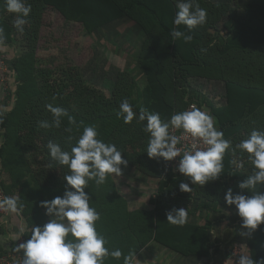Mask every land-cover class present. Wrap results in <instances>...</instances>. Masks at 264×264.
<instances>
[{
  "label": "trees",
  "instance_id": "trees-1",
  "mask_svg": "<svg viewBox=\"0 0 264 264\" xmlns=\"http://www.w3.org/2000/svg\"><path fill=\"white\" fill-rule=\"evenodd\" d=\"M197 2L200 7L207 10V20L203 26L192 30L190 34L193 36V40L185 43L182 39L176 40L170 36L172 29L176 27L172 23L177 11L175 0H27L31 6V13L27 18L28 24L25 25L27 28L23 33L25 40L32 41L36 37L43 7L50 4L64 20L79 23L87 32L91 33L99 27L128 17L144 28L147 36L158 38L160 41L157 46H154L149 40L142 44L138 61L144 72V86L139 85L127 73H121L114 81H110L111 88L106 92L98 91L69 70L45 68L36 70L34 76L31 69L23 70L22 73L19 69L17 77H15L16 100L12 110L18 112L19 116L17 117L22 120L23 124H33L34 127L39 128V121L51 122L52 120V114L46 108L47 104L63 107L75 119L76 123L70 125L74 127V131L78 132L76 136L82 132L84 124L94 125L100 139L106 143H115L124 152L122 155L128 161V165L142 174L159 179L156 197H150L148 201V205H154L149 211H138V209L128 211L124 201L114 190L112 179H108L104 185L99 187L95 185L94 181L89 182L85 191L91 193V189L94 188L93 194L96 197L90 206L95 207L100 216L108 215L104 218V222H96L97 230L108 241L116 239L120 247L126 245L129 231H131V235H133L131 239L136 238L137 241L135 246L131 244V248L133 246L135 251L143 246L144 242L141 241V238L153 237L159 243L184 256H205L211 247L205 227L196 225L189 216L188 223L184 226L172 225L167 222L168 211L182 205L187 209L188 214L192 215L199 208L208 209L211 207L210 202L214 203L211 207L212 210L216 207L215 202L227 209H229L228 207L234 208V206L227 205L224 198L212 199L207 191H198L199 194L201 193L199 203L190 211L187 203L189 197L187 198L185 195L182 197L180 193L181 197H174L171 193L177 184V179L182 178L183 175H175L163 158L157 160L147 156L145 152L147 136L142 131L143 123L134 119L132 123L125 124L123 118L117 116L121 101L127 98L134 111L138 112L140 107H145L151 112H158L162 120H170L172 114L181 112V108L177 106L180 98L175 93L186 82L190 68L197 66L199 69H206L213 63L217 64L216 56L220 53L234 55L237 72L241 71L242 64H247L250 66L248 72L254 68L257 70L255 73L259 75L254 78L255 82H245L242 86L236 85L235 80L232 79L226 81L227 105L220 108L215 114L219 121L222 118L221 128L224 129L227 126L228 129L238 131L243 127L238 120L246 119L249 116L247 114L255 112L257 108L264 105V49L262 47L257 49L259 45L264 44L262 0H252L247 5L248 9L244 18L230 14L226 15L227 20L224 22L221 20L225 14L230 13V10L223 7L222 3L216 4L207 0H197ZM1 6H5L4 0H0ZM219 22L223 28L222 32H225L224 36L227 37L224 40L223 36L221 42H226V50L224 47L223 50H220L218 44L215 43L218 42V37H211V34L208 33V29H214L218 36L216 23ZM2 27L6 37L4 42L8 43L11 40L13 29L5 24ZM179 29L187 31L186 26L183 25L179 26ZM243 49L249 54L246 62L242 54ZM29 55L28 51L22 55V58H17V64H23V58ZM228 63L229 61L218 62V65L226 68ZM28 66L33 67L32 64ZM255 73H250V75ZM36 76L42 83L39 84ZM252 77L254 76L252 75ZM228 86L231 90H228ZM232 92H234L233 95ZM54 97L55 99H53ZM190 99L189 103H193L199 108L202 107L203 96L193 94ZM0 114H2L1 131L8 128L10 115L9 113ZM63 122L67 125L68 118L64 117L62 124ZM78 124L83 126L80 127ZM78 126L80 129L76 128ZM49 130L50 132L45 133V137L41 141V145H44L45 148L48 141H53V129L49 128ZM127 145L131 146V153L124 150ZM237 171L238 169L230 171L231 175L238 174ZM63 184L65 185L66 181L61 183V185ZM26 185H29V182L21 185L24 190L25 187L26 190L29 189ZM43 185L41 187L49 196L48 200L53 199V196L63 195L65 186L54 189L49 186V183ZM107 185L110 186L108 193L111 198H102L103 195L107 196L106 193H101ZM219 185L220 190L230 188L227 181L220 182ZM190 187H196V185ZM257 191H264V186H257ZM199 194H196L195 197L198 198ZM219 194L221 195L223 192L220 191ZM248 195L251 193L249 192ZM28 198L24 199L25 202L21 204V207L29 238L32 227L42 226L47 221L42 213V207L40 204L37 205L38 195L37 199L32 197L33 199L29 200ZM41 199L47 200L44 197ZM146 212L150 213L148 219ZM208 213H205L204 218L207 224L211 225ZM111 227L113 228L112 232ZM246 240L249 254L254 259L257 257L261 259L260 256L264 253V224L260 225L251 238L246 237ZM217 250L218 246L214 247L211 250V256ZM236 259L238 258L234 257L228 264H233Z\"/></svg>",
  "mask_w": 264,
  "mask_h": 264
},
{
  "label": "rangeland",
  "instance_id": "rangeland-1",
  "mask_svg": "<svg viewBox=\"0 0 264 264\" xmlns=\"http://www.w3.org/2000/svg\"><path fill=\"white\" fill-rule=\"evenodd\" d=\"M207 1L216 4L222 3L223 7L230 10V13L225 14V17L221 20L222 22L226 21V15L230 14L244 18L248 9L247 5L252 2V0ZM263 7L264 0H262L261 5V8ZM15 18L16 14L6 11L5 6L0 7V26L2 27L5 24L13 29L10 42H4L3 45H0V113H9L10 115L8 128L0 131V192L3 195V199L8 196H15L19 201L17 211L0 212V264H18L23 258L22 251L17 253L13 249L18 243L28 239L29 236L21 207V204L25 202L24 199H27V197H29V200L33 199L32 197L37 199L38 195L39 202L37 205L44 201L41 197L48 200L49 196L45 194L44 188L41 186L49 183V186L54 189L63 188L65 186L64 184L61 185L64 181L63 176L68 173L67 167L58 165L51 160L47 148L41 145V141L45 137L44 134L50 132V130L36 128L33 124H23L22 120L17 117L19 116L18 112H13L12 110L16 100L14 90L17 70L20 69V73H22L23 70L29 71L31 69L34 76L36 75V70L45 68L69 70L73 74L76 73L80 79L88 82L89 85L100 92L103 90L105 92L108 91L111 88L110 81H114L121 73H127L139 85L144 86V72L138 61L142 44L147 40L153 43L154 46H157L158 42L160 43L158 38L147 36L144 28L128 17H123L118 21L99 27L90 33L83 29L79 23L64 20L54 7L47 4L43 7L37 35L32 41L25 40L23 34L25 31L20 33L13 26ZM26 28L25 26V30ZM216 29H218V36L214 29H208V33L211 34V37H218V42L215 43L218 44L220 50H223V47L226 50V42L221 43L225 32H222L223 28L220 22L216 23ZM226 38L224 36V40ZM260 47L264 49V44L259 45L257 49ZM28 51L31 57L30 55L24 57V63L21 65L17 64V58H22V55ZM242 54L246 62L249 54L244 49ZM233 56L232 53H220L216 56L219 63L229 61V66L227 65L226 68L219 67L218 62L217 64H211L206 69H199L197 66L190 68L186 82L179 90H176L175 94L180 98L177 102V106L181 108L180 111L186 110V106L193 94L195 96H203L204 101L201 104V109L215 117L216 127L224 133L225 139L232 141V145L235 147L240 140L247 137L253 128L264 130V105L257 108L255 112L247 114L249 116L245 117L246 119L238 120L243 125L238 131L228 129L227 126L224 129L221 128L220 121L222 118L219 121L215 114L220 108L227 105L226 81L232 79L235 80L236 85L242 86L245 82H255L254 78L259 77L255 73L257 70L254 68L248 72L250 66L247 64H242L240 66L241 71L237 72L236 60ZM31 64L33 67L30 68L28 65ZM250 73H255L252 74L254 77ZM39 79L36 76V80L40 84L42 81ZM228 90H231L230 86H228ZM233 94L234 92H232ZM79 126L82 127L83 125ZM79 126L76 128L80 129ZM68 127H71L74 131V127L70 123L66 125L63 122L59 128L52 127L53 141L59 143L65 150H70L69 145L75 143V139L71 142L67 139L70 134L65 132L64 129ZM73 131L71 135L76 136L78 132ZM124 150L131 153V146L127 145ZM241 163L243 167H238L237 165ZM223 165L224 169L219 179L210 181L203 186L197 184L196 187H191V192H182L179 189L181 182L188 183L189 186L192 185L190 180L183 176L177 179V184L171 190V193L174 197H181V195L182 197L184 195L187 198L189 197L187 203L190 211L197 207L196 205L199 203L201 193L199 194L198 191H207L212 199L224 198V193L227 189L220 190V182L227 181V185H230L234 193L243 191V194L248 195L249 192L247 190L238 188V183L245 178L244 176L251 174L252 171L247 154L241 153L239 150H229L224 156ZM121 167L122 175L120 177H115L114 175L109 177V179H114L116 182V185H114L116 192H121L122 195L125 193V196L126 192L130 193L129 196H137L146 204L150 197H156L158 178L139 176L136 169L134 167L131 168V165L128 164L126 167L123 165ZM236 169H238V174L231 175L230 171H235ZM231 178L233 179L231 180ZM28 182L29 185L26 186L29 189L26 190L25 187L24 190L21 185ZM143 187H145L144 190ZM109 188L110 186L107 185L106 189L101 192L102 194L106 193L107 196H101L102 194L100 193L102 198H111L108 193ZM94 191L95 189L92 188L91 193L87 192L92 199L90 203H94V199H96L93 194ZM220 191L223 194L220 195ZM196 194H199L198 198L195 197ZM215 204L214 210L211 208L214 203L210 202L209 205L211 207L208 209L199 208L192 215L188 214L196 225L205 227L211 246L208 254L205 256H185L184 260H181L182 257L178 255L179 253L174 254L175 260H171V264H203L205 261L208 263V259L221 260L223 253L228 250L231 251L234 247H236L238 252L235 258H238L239 254H249V248L246 246V237L240 235L242 231L240 228L241 218L237 215L235 206L233 205L234 208L228 207L229 209H227L217 202ZM152 207L154 205L141 206L138 207V211H149L152 210ZM177 208L184 207L181 205ZM206 212H209L211 225L205 221L204 215ZM42 213L48 222L50 218L45 215L44 208H42ZM149 214V212H146L147 219ZM148 240V237L141 238V241L144 242L143 246L147 244ZM216 246H218V250L213 252L211 256V250ZM260 257L261 259L257 257L256 260H264V253ZM167 264H170V261Z\"/></svg>",
  "mask_w": 264,
  "mask_h": 264
},
{
  "label": "clouds",
  "instance_id": "clouds-1",
  "mask_svg": "<svg viewBox=\"0 0 264 264\" xmlns=\"http://www.w3.org/2000/svg\"><path fill=\"white\" fill-rule=\"evenodd\" d=\"M4 5L6 11L16 14L13 26L23 33L31 13L27 0H4ZM175 7L177 11L172 23L176 27L170 36L189 43L193 40L190 34L192 30L206 23L207 10L200 7L197 0H175ZM181 25L186 26L187 31H181ZM5 39L4 29L0 27V45L4 44ZM46 108L52 114V120L39 121V128H59L64 117L68 118L70 124L76 123L65 108L53 104H47ZM117 116L122 117L125 124L132 123L134 119L143 123L142 131L147 136V156L157 160L163 158L166 162L179 157L173 171L188 178L192 185L203 186L219 179L227 151L246 153L252 171L238 183V188L247 190L251 195H245L243 191L234 193L232 188H228L224 200L227 205L235 206L241 218L242 237L251 238L264 224V191H257V186H264V130L253 128L246 138L233 147L232 141L225 139L224 133L216 127L215 117L195 104L172 114L170 120L165 121L158 112H151L145 107L134 111L125 98L119 105ZM171 130H180L181 135H174ZM64 131L70 134L67 137L69 142L75 139V143L69 145L70 150L51 140L46 144L51 160L68 169L63 176L66 181L63 195L41 201L40 206L50 219L42 226L32 227L30 237L15 246V252L23 253L18 264H105L108 257L116 260L123 257V264H134L136 253L130 251L125 255L119 248L106 246V237L96 227V222L101 219L100 213L90 206L92 199L85 191L90 181L99 187L110 176L120 177L121 166L126 167L128 163L122 155L124 152L115 143L100 139L94 125L83 126L78 136L71 135V127ZM182 139H190V146L178 147ZM237 166L243 167V164ZM179 189L182 192L192 191L189 184L184 182L179 184ZM18 203L17 197L8 196L0 200V209L15 212ZM167 222L184 226L188 223L187 209L172 208L167 213ZM233 264H264V260H256L244 253L239 254Z\"/></svg>",
  "mask_w": 264,
  "mask_h": 264
},
{
  "label": "crops",
  "instance_id": "crops-1",
  "mask_svg": "<svg viewBox=\"0 0 264 264\" xmlns=\"http://www.w3.org/2000/svg\"><path fill=\"white\" fill-rule=\"evenodd\" d=\"M132 168V166H131ZM137 171V170H136ZM138 172V171H137ZM139 176H143L144 178H148L147 175L142 174L140 172H138ZM142 178V177H141ZM114 182V185H116V182L114 181V179H112ZM142 186V185H139ZM145 187H143L144 190ZM147 189V187H146ZM148 191V190H147ZM150 192V191H149ZM117 195L124 201V205L127 207V209L129 208V206H131L128 210L132 211V210H136L138 209V207H143L145 205H148V203L146 204V202L142 201L139 199V197L137 196H129L130 193L126 192V196L124 195L125 193H123V195L118 192H116ZM140 200V201H139ZM101 219L99 221L104 222V218H106L107 216H103L101 215ZM26 224V222H25ZM27 226V224H26ZM25 226V227H26ZM27 228V227H26ZM111 232L113 231V228L111 227ZM28 231V230H27ZM104 233V231H102ZM131 231H129V236H128V240L126 245L124 244L123 246L120 247L119 242L116 241V239H111V241H108V244L106 245L108 248L110 249H116L119 248L122 250V252L127 255L130 251L134 252L135 248H131V244L135 246V242L136 238H133V235H131ZM135 234V233H134ZM113 238V237H112ZM161 243H159L157 240H155V238L150 237L147 244L145 246H142L141 248H139L137 251H135L134 253H136V260L134 261V264H167L168 261H170L171 264V260H175L174 254H178V252L170 249L169 247H167ZM179 256L182 257L181 260H184V255L182 254H178ZM105 264H123V257L120 260H116L113 259L111 257H108L105 259Z\"/></svg>",
  "mask_w": 264,
  "mask_h": 264
},
{
  "label": "built area",
  "instance_id": "built-area-1",
  "mask_svg": "<svg viewBox=\"0 0 264 264\" xmlns=\"http://www.w3.org/2000/svg\"><path fill=\"white\" fill-rule=\"evenodd\" d=\"M193 104V103H189L187 108H189V106ZM172 133L174 135L180 136L181 135V131L180 130H171ZM191 140H183L180 145H178V147H189L191 144ZM179 162V157L175 158L173 161H167V166L170 168V170L175 174V175H180L179 172H175L173 171V169H175L178 165ZM0 200H3V195L0 192ZM0 212H6V210L0 209ZM236 254H238V252L236 251V247H234L231 251H227L226 253H223V255L221 256L222 259L221 260H216V259H208V263L207 264H228L230 262V260H232ZM205 264V263H203Z\"/></svg>",
  "mask_w": 264,
  "mask_h": 264
}]
</instances>
